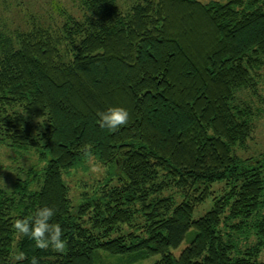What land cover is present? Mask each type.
Returning <instances> with one entry per match:
<instances>
[{"label":"trees","instance_id":"1","mask_svg":"<svg viewBox=\"0 0 264 264\" xmlns=\"http://www.w3.org/2000/svg\"><path fill=\"white\" fill-rule=\"evenodd\" d=\"M130 1L81 0L80 16L62 11L60 23L0 33V149L47 164L39 190L29 185L33 169L21 170L28 180L13 191L0 187V264L33 256L99 264L100 251L161 256L160 264H258L264 152L242 159L237 148L253 139L262 112L243 96L261 95L264 0ZM113 106L130 119L110 132L97 113ZM92 159L112 172L75 205L65 175ZM43 206L56 210L64 253L12 228ZM16 241L28 259L14 261Z\"/></svg>","mask_w":264,"mask_h":264},{"label":"rangeland","instance_id":"2","mask_svg":"<svg viewBox=\"0 0 264 264\" xmlns=\"http://www.w3.org/2000/svg\"><path fill=\"white\" fill-rule=\"evenodd\" d=\"M121 5L128 7L130 0H119ZM208 4L213 1L226 3L230 0H200ZM132 3V2H131ZM81 0H0V33L13 35L18 31L31 30L34 23H50L52 18L53 22H62L65 16L62 11L72 15H81ZM264 73V72H263ZM259 90L261 95L250 96L249 93H244L243 99L254 103L255 107H259L262 112L257 121V129L254 133L253 139L249 141L248 145L244 148H237V153L242 159L257 158L264 152V77L259 83ZM47 164L39 162L36 153L15 152L7 148L0 149V187L5 188L11 192L17 188V180L22 182L28 180V176L21 172L22 169L28 172L33 169V178L30 181V186L33 190H39V183L44 181V169ZM112 169L108 166H103L96 159H92L88 164L87 169L76 170L69 175H65L66 183L71 187L73 200L79 205L81 203L80 197L83 192L88 191L90 194L94 193L98 183L103 179H108ZM113 183H116L117 177ZM101 180V181H100ZM102 183V182H101ZM222 185L217 184L213 187L215 196L221 193L218 190ZM31 189V190H32ZM209 198L203 205L198 207L195 211V219H199L210 211L214 205V197ZM196 231L190 230L181 246L173 250V253L178 257L190 245ZM256 238L251 236L249 242L245 244L253 245ZM244 245V246H245ZM18 243L16 241L14 246V253H18ZM51 252L59 253L49 247ZM67 250V248H66ZM66 252V251H65ZM135 255H111L107 252H99V264H160L161 256H153L146 259L135 258ZM258 264H264V249L258 259Z\"/></svg>","mask_w":264,"mask_h":264},{"label":"clouds","instance_id":"3","mask_svg":"<svg viewBox=\"0 0 264 264\" xmlns=\"http://www.w3.org/2000/svg\"><path fill=\"white\" fill-rule=\"evenodd\" d=\"M98 115V124L100 128L115 132L129 123L130 114L127 109L120 106L107 108L106 111H100ZM88 155V150H85ZM56 210L49 206L38 208L32 215L25 218H17L13 221L12 228L22 236H26L34 241L38 249H48L51 247L54 251L64 253L67 248V242L63 238L64 230L59 223H52ZM28 259L23 252H18L14 256V261L19 262ZM29 264H39L37 257L33 256Z\"/></svg>","mask_w":264,"mask_h":264}]
</instances>
